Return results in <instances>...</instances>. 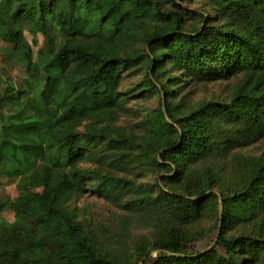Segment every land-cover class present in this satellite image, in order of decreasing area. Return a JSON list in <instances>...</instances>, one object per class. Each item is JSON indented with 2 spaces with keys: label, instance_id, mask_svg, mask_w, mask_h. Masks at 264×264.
I'll use <instances>...</instances> for the list:
<instances>
[{
  "label": "trees",
  "instance_id": "obj_1",
  "mask_svg": "<svg viewBox=\"0 0 264 264\" xmlns=\"http://www.w3.org/2000/svg\"><path fill=\"white\" fill-rule=\"evenodd\" d=\"M192 1L0 0V41L26 76L0 71V179L19 190L0 197V264H264V157L238 152L264 141V0ZM134 68L161 102L124 132L146 92L121 91ZM218 82L227 100H190ZM147 172L162 177L138 184ZM90 186L154 239L105 250L71 207Z\"/></svg>",
  "mask_w": 264,
  "mask_h": 264
},
{
  "label": "rangeland",
  "instance_id": "obj_2",
  "mask_svg": "<svg viewBox=\"0 0 264 264\" xmlns=\"http://www.w3.org/2000/svg\"><path fill=\"white\" fill-rule=\"evenodd\" d=\"M180 3L190 10L202 12L209 11V9L205 7V4L200 0H193L191 3ZM167 6L170 5L168 4ZM26 38L30 43H32L33 37L30 36L28 32H26ZM38 40V46L33 47L35 53L40 47L45 45V39L43 36L40 35ZM136 45L139 46V43ZM6 50L7 45L0 41V71L5 78H11L15 84L19 85L26 78L25 73L23 68L8 56ZM125 76L126 77L121 86V91L123 93L134 92L133 94L138 95L141 90L146 91L143 93L144 98L139 99V97H136L130 101L129 108L131 113L128 116L122 117L117 124L119 129L127 132V129H129L131 126L133 127L136 123L143 119L146 114H149L150 112H153L159 108L161 97L160 95L145 89L144 82L148 80L147 69L134 68L127 71ZM230 84H232V82H218L211 84L207 87V89L200 90L192 95L190 100L194 104H197L203 100H227L231 92L229 91ZM4 91V84L0 83V97ZM238 152L240 155L246 157H264V141ZM81 168L86 170H94L96 166L90 162H83L81 163ZM159 177L161 178L162 175H153L149 172L142 173L140 179L137 180V183L142 185L144 184L146 186L155 184L156 179ZM223 187L224 185L219 183V186L215 188V191L218 192L220 191V188L222 189ZM92 188L93 187L90 186V191H88V193H86L80 200L73 202L71 207L78 209L79 220L83 221L87 227L96 233L97 237L100 239L101 246H103L105 250L114 249V251H116L118 250L115 249L116 245H119L118 243L123 242V250L128 248V253L131 255V253L134 251L136 242L141 240L152 241L154 239L157 233L150 225L137 222H125L124 219L128 218V215L124 211L111 206L105 200L98 197L94 191H91ZM18 193L19 190L17 187V181L7 178L0 179L1 198L15 201ZM1 221L5 222L6 224L13 223L15 221L14 211L10 210L5 212L2 215ZM206 226H210L209 223ZM109 236L111 237L109 238ZM208 240L206 241L205 239L203 241L197 242L194 245V250L200 251L205 249L208 246ZM213 244L214 243H212L211 247ZM152 254L156 256L157 252H153Z\"/></svg>",
  "mask_w": 264,
  "mask_h": 264
}]
</instances>
